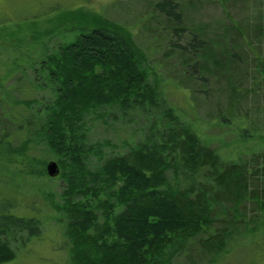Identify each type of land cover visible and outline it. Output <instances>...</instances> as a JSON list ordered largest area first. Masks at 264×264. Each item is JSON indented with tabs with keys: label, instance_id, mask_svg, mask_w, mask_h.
<instances>
[{
	"label": "trees",
	"instance_id": "obj_1",
	"mask_svg": "<svg viewBox=\"0 0 264 264\" xmlns=\"http://www.w3.org/2000/svg\"><path fill=\"white\" fill-rule=\"evenodd\" d=\"M213 2L219 0H151L136 33L81 9L57 15L69 21L65 29L40 33L35 21L26 23L30 42H16L14 59L0 72V87L14 75L0 89V263L51 224L14 212L26 208L10 196L19 175L62 182L55 198L47 191L46 211L61 215V228L51 225L64 236L67 264H161L163 244L180 233L166 264H203L223 249L225 236L245 233L249 221L257 225L256 213L264 212V132L257 133L242 105L249 95L264 100V19L236 20L223 7L209 20L201 10ZM22 28L1 25L5 34L27 36ZM65 35L71 39L63 41ZM22 64L30 65L27 75L17 68ZM165 87L183 93L191 112L164 107ZM218 101L224 108L213 111L215 124L257 137L259 150L230 158L201 138L196 107ZM157 107L148 135L126 152L104 157L109 142H88L90 112ZM91 155L98 165H90ZM51 160L59 168L53 177L45 169Z\"/></svg>",
	"mask_w": 264,
	"mask_h": 264
},
{
	"label": "rangeland",
	"instance_id": "obj_2",
	"mask_svg": "<svg viewBox=\"0 0 264 264\" xmlns=\"http://www.w3.org/2000/svg\"><path fill=\"white\" fill-rule=\"evenodd\" d=\"M150 1L0 0V50L7 49L8 54L6 58V55L3 52L1 53L0 72L2 69L7 68L14 59L12 57L14 53L12 47L16 46V42H30L29 34L32 32V26H28L26 23L29 24L35 21V31L40 33L52 30L55 26L65 29L68 20L62 18L59 21L56 18L57 15L61 11L68 14V11L81 9L85 10V14L92 16L90 18L95 21L101 18L111 22H118L126 26L132 33H136L140 27L142 28L143 21L148 16L149 8L147 3ZM222 2L219 0L218 3L213 2V4L205 5L201 12L205 14L207 19L214 20L223 15V7H225L229 14L236 20L248 21L252 17L259 16L261 19H264V0H226ZM257 11L260 14H257ZM1 25L13 28L22 25V31L27 36L17 31H11L9 35L5 34L7 30L4 29L6 31L3 33L1 31ZM3 34L9 36L8 40L1 39ZM67 38L71 39V35H65V40H62L66 41ZM137 39L141 40V35H137L135 40L137 41ZM3 51L5 52V50ZM17 68L21 72H25L26 75L30 71V65L27 64H22ZM19 74L20 72L17 73V75ZM13 76L6 79L0 89L10 84L12 82L10 79ZM149 80L153 82L152 77ZM162 98L164 107L166 108L172 107L175 112H191L189 99H185L183 93L174 90V88L165 87ZM221 104L222 102L218 101V104H215L212 108L201 105L196 107L199 116H196L193 122L201 138L203 140H209L212 146L219 148L224 155L230 158H238L243 153L259 150L263 146V143L257 137H251L249 139L240 138L242 129L236 127L237 130H235L233 126L228 128L223 124H215L217 120L213 117V111H217L220 107L224 108L223 104ZM245 105L242 106L246 110L253 126L256 127L257 133L264 132V100L249 95L246 97ZM160 109L158 107L149 108L145 113L137 110L125 112L117 110L116 108H105L98 113L92 111L87 115L85 120L88 142L95 143L96 141L103 140L109 142L110 144L104 147V157L122 154L127 151L126 145L133 141L137 142L148 135L150 124L153 122L154 117H157V114L160 113ZM239 114H243V111L239 112ZM238 138L241 141H238ZM98 163L92 156L90 165L96 166ZM32 169L36 170L38 167L34 165ZM42 177L33 174L18 176L14 188L16 189L17 187V190L10 196L17 197L19 205L26 208H21L20 211L16 209L14 212L21 216H31L34 214L39 217L45 216L46 221L49 220L51 224H56L61 228L56 223L61 222L59 220L61 215L55 213V211H51L50 208V212L46 211V203L50 199L47 191H51L52 196L55 198L62 189V182L60 180H48ZM6 190L10 191L8 188ZM32 203L38 206L34 205L32 208ZM38 207H41L42 211H37ZM246 212L248 216L255 215L254 212L251 214L250 209ZM256 215L258 217L257 225L253 227L250 224L252 221H249V224H245L247 228H243L245 230L242 229L245 233L236 234V231H234L232 234L225 236L224 242L221 243L223 244V249L216 251L214 253L215 255H213L214 257L209 261L203 262V264H264V212H257ZM51 224L47 222L40 235L30 238L24 244L22 243V249L17 251L14 259L0 264H67L69 258L67 257L68 260L66 263L63 260H66L62 247L64 236L59 229L54 228ZM199 224L201 225L202 221ZM247 230L248 232L246 233ZM180 236L181 233L176 235L172 234L171 239L166 244H163L165 261L163 262L161 256L159 258L162 259L161 264H166V258L177 250L182 242ZM189 244H192V242H189ZM187 257L189 262L192 263V254L190 255L188 253Z\"/></svg>",
	"mask_w": 264,
	"mask_h": 264
},
{
	"label": "water",
	"instance_id": "obj_3",
	"mask_svg": "<svg viewBox=\"0 0 264 264\" xmlns=\"http://www.w3.org/2000/svg\"><path fill=\"white\" fill-rule=\"evenodd\" d=\"M46 172L50 177L56 176L59 172L57 163L53 160L49 161L46 165Z\"/></svg>",
	"mask_w": 264,
	"mask_h": 264
}]
</instances>
